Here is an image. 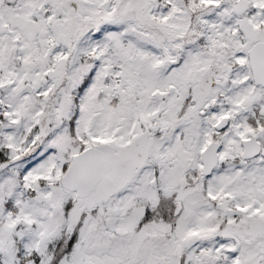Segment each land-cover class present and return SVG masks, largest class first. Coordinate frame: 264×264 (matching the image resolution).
I'll list each match as a JSON object with an SVG mask.
<instances>
[{
    "label": "snow or ice",
    "instance_id": "obj_1",
    "mask_svg": "<svg viewBox=\"0 0 264 264\" xmlns=\"http://www.w3.org/2000/svg\"><path fill=\"white\" fill-rule=\"evenodd\" d=\"M0 264H264V0H0Z\"/></svg>",
    "mask_w": 264,
    "mask_h": 264
}]
</instances>
